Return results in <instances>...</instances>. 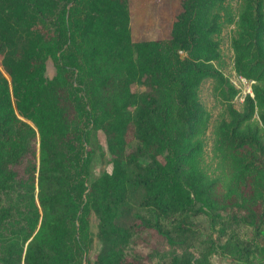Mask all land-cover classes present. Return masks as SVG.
<instances>
[{"label": "trees", "instance_id": "trees-1", "mask_svg": "<svg viewBox=\"0 0 264 264\" xmlns=\"http://www.w3.org/2000/svg\"><path fill=\"white\" fill-rule=\"evenodd\" d=\"M131 22V0H0V264H264V0H182L168 38Z\"/></svg>", "mask_w": 264, "mask_h": 264}, {"label": "rangeland", "instance_id": "rangeland-1", "mask_svg": "<svg viewBox=\"0 0 264 264\" xmlns=\"http://www.w3.org/2000/svg\"><path fill=\"white\" fill-rule=\"evenodd\" d=\"M132 10V30L133 39L135 41L143 39H158L168 38L171 33L172 25L178 13L182 10V0H131ZM232 28L228 27L221 35L222 48L225 54V65L223 71L227 77L241 90L235 98V105L238 109L241 108L244 96L251 90L253 81H243L234 70L233 51L231 48L230 39L232 36ZM1 66V56H0ZM47 76L52 78L56 74V68L53 61L50 59L47 63ZM201 97L209 112L211 113V124L220 116L222 105L213 91L212 80H206L201 88ZM207 161H211V146H212V126L207 132ZM96 152L93 159L92 179L101 175L104 172H112L113 163L112 155L108 148L106 134L100 130L97 134V143L95 145ZM206 223L204 219H201ZM91 231L94 235V243L89 253L91 259L100 251L102 247L101 241L97 237L98 220L93 214L91 217ZM214 264H229V260L220 255H213Z\"/></svg>", "mask_w": 264, "mask_h": 264}, {"label": "built area", "instance_id": "built-area-1", "mask_svg": "<svg viewBox=\"0 0 264 264\" xmlns=\"http://www.w3.org/2000/svg\"><path fill=\"white\" fill-rule=\"evenodd\" d=\"M241 77V76H240ZM241 79L243 80V81H247V79H245V78H243V77H241ZM247 93H250V94H252V87H251V90H249ZM246 93V94H247Z\"/></svg>", "mask_w": 264, "mask_h": 264}]
</instances>
